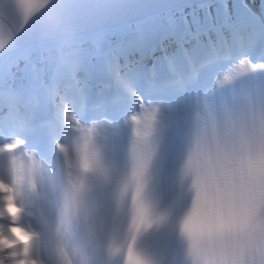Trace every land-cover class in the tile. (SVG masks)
I'll list each match as a JSON object with an SVG mask.
<instances>
[{
    "label": "clouds",
    "instance_id": "1",
    "mask_svg": "<svg viewBox=\"0 0 264 264\" xmlns=\"http://www.w3.org/2000/svg\"><path fill=\"white\" fill-rule=\"evenodd\" d=\"M168 175L177 205L172 264H264V121L224 144H182ZM186 218L219 226L193 239L181 232Z\"/></svg>",
    "mask_w": 264,
    "mask_h": 264
},
{
    "label": "bare ground",
    "instance_id": "2",
    "mask_svg": "<svg viewBox=\"0 0 264 264\" xmlns=\"http://www.w3.org/2000/svg\"><path fill=\"white\" fill-rule=\"evenodd\" d=\"M229 1L234 0H203L200 2V4L193 3L192 6L211 8L214 5L216 6L220 2L221 5L223 4L224 7H226ZM243 2L244 4H247L245 0H243ZM184 6L185 5H180L178 7L182 8ZM178 7L172 8L171 10L175 11ZM196 10L197 11L193 10V13L199 16L198 9ZM163 12L164 11L162 10L155 13L157 15H154L158 16ZM154 15L151 16L152 19L154 18ZM149 23L150 21L147 24ZM156 23L159 24V22ZM147 24L139 25L135 21H127L119 26L111 28V30L114 29L118 33L127 31L126 27H128V29L140 30L145 29ZM156 27L157 30H162L160 24ZM241 29V26H239L238 32H240ZM149 30L153 32V28ZM89 34L90 32L88 34L84 33L82 39L80 37H63V39L56 40L51 43L35 40L26 48L20 49L19 51H12V47H15L16 45L14 41L0 34V73L2 75L0 77V81L2 82L4 78H9V76L12 75V73L15 71V63L18 66L21 65L22 67L27 68L35 66V56H42L41 54L47 52L52 53L51 50L54 48L55 43L57 44L56 47L58 49H62V51L78 49L86 46L85 39ZM145 34L148 35V31H146ZM240 36H243V32L240 33ZM238 39L239 40L237 41V48L238 50H241L240 48L243 47V45L240 42V38ZM154 40H158L159 42L164 43L167 41V35L164 37L159 34L157 37L154 36ZM60 41H62V43ZM35 42H38L40 46L42 45L41 47L43 48H40L39 45L35 48ZM162 43L158 46V48H160V51H162V57H167V53L171 54L174 45L172 43H168L169 45L167 44L162 48ZM180 46L182 47V49L187 48L186 43L183 41L181 42ZM20 55L25 58L21 59L22 57ZM19 57L21 59L20 63L16 62L17 58ZM109 61L112 62L111 64L114 66L115 72H118L119 76L122 77L123 80H134L139 78L140 75H142V72H152V66H149L145 70L140 69L139 64L136 62V54L133 48L129 49L121 47L120 49H116L111 53V55H109ZM156 64L153 66L155 67ZM82 65L84 64L76 67L75 73L78 76V79L75 80V83H77L76 90L77 92H79L78 95L96 91L97 89H92L91 86H89L87 80H84L88 75V71ZM227 68H229V72L223 75L219 74V71L216 69L214 75L215 77H213L211 80L218 83L230 76V74L241 70L239 66L234 64L227 65ZM18 70L19 68L16 69V72H18ZM98 86L99 84H97V87ZM55 89L56 90H53L54 95L58 93L64 94L65 92V95L68 94L67 97L69 98V90H61L59 83L56 84ZM63 97L64 96L61 95L60 98L56 101L59 103V105L61 104V106L66 109L67 106H65ZM200 99L201 93L198 89V86H191L186 90H182V92L179 95L175 96L173 100L165 97L148 98L147 104L143 106L142 111L134 112L122 122L113 123V130L108 128V123L105 120L100 122L99 125L93 126L91 130H87L82 127L75 129V119L73 118V121L67 119L72 123V125H70L71 129L66 131L65 133V138H68V142L65 147V153L68 156L72 166L71 173L73 180L79 186H91L101 181L115 180L122 173L130 169V162L121 154L112 155L109 153V144L111 139L115 135V132L121 133L123 125L127 124L133 130L139 129L142 133H146L152 120V117L149 115V111L147 108L149 106H160L161 111L156 120L153 122V126L148 133H151L159 125H166L179 120L191 119L199 113V110L201 108ZM63 107L58 106V111H63ZM133 115L137 117V121L135 122L131 120V116ZM7 117L9 120H11L10 114H8ZM64 118H66L65 115ZM100 126H104V130L98 132V127ZM11 159L12 156L0 157V179H2L1 177H4L7 171L11 168ZM16 170H18V173L16 172ZM32 170H36V167L34 165H32ZM14 171L17 173V176L15 177L14 182H12L11 184V188L13 189V193L11 194H14L16 197L15 203L18 205L23 204L25 210H27L26 208L32 209L34 207L36 208V212L39 213H36V218L33 214H27V216L32 220L31 222H29V227L27 226V221L22 222L23 215L25 214L24 212H22V216L19 221V223L22 224L23 227L28 228L29 230L33 229H30L31 226H40L39 238L35 241L32 249L33 258L39 261L40 264H64V257H66L67 260L70 261L67 257L61 234L59 233L58 229H56L52 225L51 219L44 209V202L39 201L34 204L33 196L27 192L26 188L24 189V192L22 194L17 192L19 183L22 182V166L20 168H17L15 166ZM4 181L5 183H7L6 180ZM18 193L20 194L22 203H19L18 201ZM2 205L3 198L0 197V207H2ZM8 224L9 220L7 216L0 218V225L7 226ZM61 252L64 253L63 257L61 255ZM0 264H11L7 253H4L3 257H0Z\"/></svg>",
    "mask_w": 264,
    "mask_h": 264
},
{
    "label": "water",
    "instance_id": "3",
    "mask_svg": "<svg viewBox=\"0 0 264 264\" xmlns=\"http://www.w3.org/2000/svg\"><path fill=\"white\" fill-rule=\"evenodd\" d=\"M203 0H0V34L16 45L135 21Z\"/></svg>",
    "mask_w": 264,
    "mask_h": 264
},
{
    "label": "snow or ice",
    "instance_id": "4",
    "mask_svg": "<svg viewBox=\"0 0 264 264\" xmlns=\"http://www.w3.org/2000/svg\"><path fill=\"white\" fill-rule=\"evenodd\" d=\"M115 80L118 84L128 87L118 72L114 73ZM149 115L152 117L149 129L146 133H142L139 129L134 130V135L137 142L143 144L146 134L151 130L153 122L158 117L161 107H147ZM132 121H137L136 116H131ZM26 143L24 139H17L3 147L4 151L9 153L17 151ZM133 168L131 170L128 183L122 190V196L127 193L128 188L134 186V195L132 199V220L130 225V240L124 247H116L113 253L124 256L125 264H150L149 259L137 248V239L143 231L151 228L153 224L163 223L165 217H157L154 209L146 197V174L149 167V161L142 160L133 153ZM10 185L0 180V197L3 198V205L0 207V218L7 216L9 224L7 226L0 225V254L7 253L11 264H40L39 261L32 256V247L34 242L39 238V234L34 230H29L19 223L23 209L15 203L16 197ZM219 226V222L209 218L202 221L199 218L193 221L191 218H186L181 225L182 234H187L193 239H199L203 234V229L211 230ZM62 257L64 253L61 252ZM64 264H70V261L64 257Z\"/></svg>",
    "mask_w": 264,
    "mask_h": 264
},
{
    "label": "rangeland",
    "instance_id": "5",
    "mask_svg": "<svg viewBox=\"0 0 264 264\" xmlns=\"http://www.w3.org/2000/svg\"><path fill=\"white\" fill-rule=\"evenodd\" d=\"M100 122H102V121H98V124L100 123ZM98 124H96L95 122H94V124H93V126H97ZM92 126V127H93ZM23 165V163H21L20 164V166L19 167H17V168H20L21 166ZM16 172L18 173V170H16ZM15 171H14V166L12 165L11 166V168L7 171V173H6V175L4 176L5 177V180H6V182H7V184L8 185H10L11 186V184H12V182H14V180H15V177L17 176V173H16ZM24 189H25V187H21V183H19V186H18V188H17V192H19L20 194H22L23 192H24ZM18 193V201H19V203H22V200H21V197H20V194ZM20 205V207L23 209V212H24V207H23V204H19ZM24 214V213H23ZM29 221V222H31L32 220L27 216V213H25L24 215H23V218H22V222H26V221ZM0 257H3V255L2 254H0ZM5 262V261H4Z\"/></svg>",
    "mask_w": 264,
    "mask_h": 264
}]
</instances>
